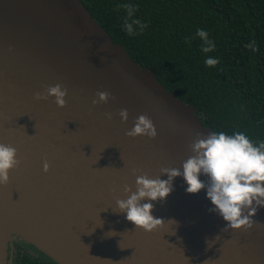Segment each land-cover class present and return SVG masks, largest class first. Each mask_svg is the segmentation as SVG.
Instances as JSON below:
<instances>
[{
    "label": "water",
    "instance_id": "95a60500",
    "mask_svg": "<svg viewBox=\"0 0 264 264\" xmlns=\"http://www.w3.org/2000/svg\"><path fill=\"white\" fill-rule=\"evenodd\" d=\"M57 84L67 90L64 107L47 96ZM99 92L109 99L93 104ZM140 115L153 121L155 138L126 134ZM210 132L80 0H0V143L20 161L0 185V220L10 215L27 228L0 235V264H10L13 234L58 264H264V208L251 229L225 231L205 190L186 193L182 177L156 203L164 224L153 232L118 212L126 186L134 192L138 176L182 170L198 135Z\"/></svg>",
    "mask_w": 264,
    "mask_h": 264
},
{
    "label": "trees",
    "instance_id": "16d2710c",
    "mask_svg": "<svg viewBox=\"0 0 264 264\" xmlns=\"http://www.w3.org/2000/svg\"><path fill=\"white\" fill-rule=\"evenodd\" d=\"M80 1L137 65L194 108L204 127L264 142V0ZM126 4L147 25L142 33L124 30ZM197 29L208 32L213 51L202 52ZM207 57L219 63L207 66ZM13 264L58 263L32 249L17 251Z\"/></svg>",
    "mask_w": 264,
    "mask_h": 264
},
{
    "label": "clouds",
    "instance_id": "9594fccd",
    "mask_svg": "<svg viewBox=\"0 0 264 264\" xmlns=\"http://www.w3.org/2000/svg\"><path fill=\"white\" fill-rule=\"evenodd\" d=\"M127 10L123 28L130 36L142 33L146 24L134 17L133 5H123ZM202 43L203 53L214 50L215 43L209 38L208 32L197 29ZM186 42H188L186 40ZM249 47H252L250 44ZM255 50V48H253ZM205 65L214 67L218 59L207 57ZM47 96L55 97L59 107L66 104L67 90L61 85L47 88ZM97 102H107L109 93L99 92ZM47 96L36 94V99H46ZM114 99V98H113ZM128 111L119 112L122 121L127 122ZM108 119L111 115L108 114ZM129 137L146 136L155 138L157 130L153 121L146 115H140L130 131ZM194 155L182 163V170L177 168H162L161 176L151 179L147 174L138 176L136 190L125 187L126 199H117L116 207L125 219L131 221L137 228L153 232L164 224V219L154 217L156 203L165 202L174 191V180L182 177L186 185L185 192L198 194L205 190V197L212 205L209 212L217 214L227 223L224 230L251 229L252 219L259 208H264V142L254 144L243 132L228 134L224 131H212L208 135H198L192 144ZM20 164L17 159V149L0 143V185L9 182L10 170ZM45 172L49 171L47 162L43 165ZM167 179H161L162 176ZM201 176L207 177V181ZM247 210V211H245ZM176 223L175 220H171Z\"/></svg>",
    "mask_w": 264,
    "mask_h": 264
},
{
    "label": "bare ground",
    "instance_id": "6f19581e",
    "mask_svg": "<svg viewBox=\"0 0 264 264\" xmlns=\"http://www.w3.org/2000/svg\"><path fill=\"white\" fill-rule=\"evenodd\" d=\"M27 230L25 224L17 222L15 218L10 215L5 216L4 220H0V235L8 236L10 233H17L18 235L25 233Z\"/></svg>",
    "mask_w": 264,
    "mask_h": 264
},
{
    "label": "flooded vegetation",
    "instance_id": "af4514ba",
    "mask_svg": "<svg viewBox=\"0 0 264 264\" xmlns=\"http://www.w3.org/2000/svg\"><path fill=\"white\" fill-rule=\"evenodd\" d=\"M32 249H37V248L27 242L14 238L9 243V246H8V258L11 259L10 264H13L14 257L17 251H20V250L27 251V250H32Z\"/></svg>",
    "mask_w": 264,
    "mask_h": 264
},
{
    "label": "rangeland",
    "instance_id": "374dc122",
    "mask_svg": "<svg viewBox=\"0 0 264 264\" xmlns=\"http://www.w3.org/2000/svg\"><path fill=\"white\" fill-rule=\"evenodd\" d=\"M14 238H17V239H19V240H22V241L26 242L24 239L20 238V236H18V235H16V234H13V235L11 236V238H9V243H10ZM27 243H28V242H27ZM29 244H30V243H29ZM31 245H32V244H31Z\"/></svg>",
    "mask_w": 264,
    "mask_h": 264
}]
</instances>
